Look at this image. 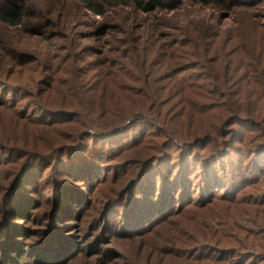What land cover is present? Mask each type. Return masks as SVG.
<instances>
[{
	"label": "trees",
	"instance_id": "obj_1",
	"mask_svg": "<svg viewBox=\"0 0 264 264\" xmlns=\"http://www.w3.org/2000/svg\"><path fill=\"white\" fill-rule=\"evenodd\" d=\"M11 1L14 0L0 4V24L17 28L22 24L24 11ZM204 1L77 0L98 16L104 15L105 10L122 7L132 13L138 10L175 11L185 5L209 2L222 9L228 8L225 0ZM235 1L246 7L231 12L236 24L233 29L224 31L212 29L203 21L194 23L200 42L197 48H194L195 39L190 37L185 44L186 50L177 49L185 46L181 45L178 32L180 36H191V32L189 27L186 31L174 27L172 22L175 20H164L157 27L149 23L139 25L133 30L131 19L124 27L128 37L124 44L129 45L127 42L131 40L134 45L141 43V48L134 46L132 52L119 56L120 64L111 49L96 47H92L98 51L96 61L85 62L91 56L87 54L80 65L77 61L69 66L62 63L60 57L53 59L54 52L49 49L45 53V60H48L45 64L40 63L44 57L42 52L26 57L17 49L10 50L13 63H8L9 70L3 69L4 63L0 68L5 72L4 77L0 76V113L8 119L0 121V208L5 217H23L20 220L24 224H28L34 215L42 217L41 221L33 222H42L41 226L46 227L30 231L28 236H38L30 245L42 246L51 242L48 238L54 225L70 216L75 200L72 194L75 193L63 192L76 187V183H83L84 187H98L97 194L101 189L98 184L117 180L111 171L114 165L109 170L110 175L99 163L91 162L96 167L88 170L87 185L88 175L69 172L77 166L72 151L80 145L77 156H85L83 154L89 148V153L99 151L102 154L105 144L113 150L114 145L126 140L124 136H128L127 140L130 136H139L133 128L140 122L151 124L152 121L155 126L164 128L156 136L163 139L167 152L161 150L160 143L149 148L129 143L126 149H117V157L122 160L135 156L129 159L128 165H118L129 167L130 173L110 190L104 209L114 207L118 219L121 212L122 217H127L131 211L124 213V196L131 195L127 208L133 210L135 217L125 223L130 224L125 230H114L107 221L103 243L107 245L112 240L137 246L133 258L130 257L131 264H139L142 252L141 256L147 260L154 256L181 259L180 256L186 255V261L183 260L186 264L187 261L188 264L193 261L203 264H245L248 260L247 264H258L256 259L264 261V253L246 251L242 243L244 238L234 240L236 249H225L221 244L229 240L220 237L222 234L217 235L221 220L219 208L224 202L246 206L256 217L264 216V198L260 197L264 195V23L258 21L261 15L252 11L257 4L264 5V0ZM102 7L108 8L103 10ZM161 26L173 28L177 31L176 36L161 33L158 29ZM153 31L159 38L151 35ZM112 32L113 29H106L103 36L111 38ZM68 36L66 34L64 38ZM71 38L75 42L74 34ZM100 38L97 35L95 42ZM170 46L176 49H170ZM158 54L168 56L171 61L169 73L173 71L162 79L154 70L153 60ZM100 57L102 64L98 60ZM201 66H208L215 74L204 77L189 74ZM55 119L61 121L52 122ZM244 126L249 131L244 132ZM19 128L22 134L18 133ZM50 134H53L52 140H35ZM246 134H249L248 139ZM23 136L31 137L32 141L26 142ZM97 145L100 146L98 150L95 149ZM55 161L64 162V173L59 169L53 173ZM40 169L46 176L42 181L38 179L41 185L28 183L27 175L37 177ZM247 189L251 193L258 192L253 198L257 200L254 203L245 202L244 191ZM137 199H148L154 206L143 211ZM36 204L35 209L31 208ZM62 208H67L68 215L62 213ZM110 216L114 219L112 214ZM174 217L178 224L170 231L168 239L162 241L167 248L159 250L157 246L145 243L159 222L168 221L169 225L175 222L170 221ZM103 218L106 221L108 217L103 215ZM4 222L0 219V227ZM261 234L264 241V233ZM9 240L14 245L11 237ZM24 244L28 245L27 241L20 246L25 247ZM251 246L262 250V244L256 241H251ZM8 249L3 254L4 264H14L10 254L18 249L14 246ZM75 250H78L76 254L64 251L63 259L61 253L56 254V259L61 260L56 264L72 263L80 253L79 247L73 246ZM94 253L103 255V250ZM203 253H209L211 257L199 260ZM65 257L68 258L64 261Z\"/></svg>",
	"mask_w": 264,
	"mask_h": 264
},
{
	"label": "rangeland",
	"instance_id": "obj_2",
	"mask_svg": "<svg viewBox=\"0 0 264 264\" xmlns=\"http://www.w3.org/2000/svg\"><path fill=\"white\" fill-rule=\"evenodd\" d=\"M205 1L209 2L208 0ZM225 1L228 4V8L225 9L217 7L215 4H211V2H209V4H201L197 6L185 5L184 7L175 11H169L168 9L166 11L160 12H145L138 10L137 13H132L130 12V9H126V7L115 8L114 10H105L108 7H102V9L105 10V14L98 16L88 11L87 8L77 2V0H14L11 2H14L13 4L16 6H21L23 8L24 16L22 24L17 28H6L0 24V68L4 63L5 66L3 69L9 70L8 63H13V55L10 51L11 49L19 50V53L24 54L26 57H30L34 54L36 55L38 52H42L44 53V57L40 61L41 64L48 62V60H45V53L49 49L54 52L53 59L60 57L62 59V63L65 62L66 66H69L70 63L76 64L77 61L79 62L78 65H80V61L83 60L84 56L87 54L91 56L87 58V60H84L85 62L93 59L96 61V55H98V51L92 50V47H96L99 50L111 49L113 57L117 60V63L120 64L122 63V60L118 58L119 56H124L126 52H132V47L134 46H139V48H141V43L134 45L131 40L127 42L129 45L126 46V44H124L128 40V37L124 34V27L127 26L128 20L131 19H133V21H131L133 30L139 27V25L145 26L149 23L153 27H157L158 23L164 20H175L172 22L174 27H178L179 29L185 31L186 28L189 27L191 32V36L188 34L185 36H180L181 34L178 32V37H181L180 39L182 41L181 45H185L186 41H188V39L191 37L195 39L193 42L194 48H197L200 42L198 40V34L193 27L195 22L203 21L212 29L219 28L224 31L231 30L236 26L231 12L242 10L246 6H240V4L235 0ZM2 2L9 3L10 0H0V4ZM233 2L235 4L231 5ZM256 6L257 7L252 11H257L261 15L259 16L258 21L260 23H264V5L257 4ZM94 27L97 28L93 30ZM106 29H113L111 38L103 36V33ZM158 29L161 31V33H167L172 35V37H175L177 34V31H175L173 28H166V26H161ZM66 34H69V36L64 38L66 37ZM72 34H74L75 42L71 38ZM97 35L101 37L99 42H95L94 40ZM151 35L153 37L159 38L156 31H153ZM170 49L176 48L170 46ZM177 49L186 50V45L184 47H178ZM167 57V55L160 56L158 54L153 60L155 65L154 70L157 72V75L160 76V79L173 73V71L169 73L171 61ZM100 59H102V57L98 58L102 64L103 61ZM241 73L242 72L240 71L239 74ZM189 74H198V77H204V75L207 76L215 74V71L210 70L208 66H201L199 70L196 72H189ZM0 76L4 77L5 72H1ZM43 89L44 88H42V90ZM7 120V117L0 113V121L6 122ZM59 121L61 120L55 119L52 122L55 123ZM151 124L154 126V128ZM151 124L140 122L133 128L136 133H139V136H130V140H127L128 136H124L123 139L126 140H122L119 145H114L116 147L113 150L108 149V144H105V147L101 145V147H103L101 150L104 152L102 154L99 153V151L96 153H89V148L88 151L83 154L85 156H77L80 145L78 148L76 145L77 143L74 145L77 150L72 151V154L76 156L74 157V160H76L77 166L75 167V170L71 169L69 172L73 173V175H75V172L76 174L84 173L83 175H88V170L90 168L93 169L96 167L94 164H91V162H97L103 166V168H106V173L109 172L111 175V171H113L114 174L112 175H114L115 180H117L115 182L108 181L107 183L101 185L93 183L92 185L94 186H101V189L97 194L95 193L98 187L96 189H93V187H84L81 185L83 183L76 182L75 183L79 186L77 185L69 191L63 192L75 193L72 194L75 195V200H73L74 204H71L73 211L69 213L70 216L68 219L65 218L64 220H58L57 224L54 225V230L50 232L51 237L48 238L51 242L42 246L30 245V243L38 238V236H28L31 233L30 231L44 229L46 227L41 226L42 222H38L37 224L33 222L36 219L41 221L42 217L39 215H34V217L29 220L28 224H24L22 220H20L23 217L18 219H16L17 217H5L2 213V209L0 208V219L5 221L4 225L0 227V264H4L6 262L3 254L6 253L7 250H10L8 249L10 246H14L18 249V252L10 254V258L11 260H14V264H16V262L18 264L61 263V260L56 259L55 255L61 253L60 258L63 259L62 253L64 251H72L74 254H76L78 250L73 251V246L79 247L80 253L76 255L72 263L64 264H131L130 257L133 258L138 247L135 245H129L127 242H119V244H121L120 246L117 242L112 240L110 244L105 245L103 243L104 240L102 234L107 221H109L114 226V230H125V226L130 225H126L125 223L135 217L133 210L127 208V206L130 204L132 196H124V213L127 214V212L131 211L127 214V217H122L121 212L118 219V217L114 214V207L107 208L108 210L104 208L107 203L106 198L110 195L108 194L110 190L116 188L119 183L130 173L129 167L121 168V166L118 165H122L123 163L124 165H128L131 161L129 159H132L135 156L132 155L129 159L122 160L120 157H117V149L124 147L126 149V147L129 146V143L130 145H136L135 147L142 146L146 148H149L156 143H160L161 150L167 152L163 139H161L159 136H156L159 135L160 132H163L164 128L162 130L161 126H155L152 121ZM7 129L10 131V128ZM173 130L174 128H172V131ZM151 131L153 132L151 133ZM247 131H249V128L244 126V132ZM18 133L22 134L21 128H19ZM52 136L53 134L43 135L35 138V140H52ZM248 137L249 134H246V139H248ZM23 139L29 143L32 141L31 137L23 136ZM172 144L174 143L172 142ZM97 146L98 147L95 146V149L98 150L100 146ZM87 156H89V158ZM14 159L15 158H13V160ZM100 159H102L103 162H101ZM243 159L244 158H242L241 161ZM63 165L64 162L59 163L58 161H55L53 164V173H55L58 169L64 173V171H66V167ZM56 166L58 167L55 168ZM116 166H118V168ZM69 167H72L70 162ZM111 168H113V170H111ZM38 172L39 174L37 177L33 176L32 174L27 175L28 183L34 182L39 183L38 185H41V181L46 178V176L42 174V169H40ZM89 177L90 176L88 175L86 180L87 185L89 182ZM38 179L41 181H38ZM91 190L94 192H91ZM236 193L237 192H235L233 195ZM244 195H246L244 197L246 203L250 204L257 201L256 199L253 200V198L258 195V192L251 193L247 189L244 191ZM260 197L264 198V195ZM94 198L96 200H94ZM138 201L140 202L139 204L143 206L141 207L143 211L147 210L148 208L151 209L154 206L148 199H142ZM120 203L122 205V201ZM37 206L38 204L31 208L35 209ZM247 209L248 208H246V206L241 207L240 205H234V203H231V201L224 202L220 205L219 214L221 220L218 226L215 225L217 226L218 230L217 235L222 234L220 237L225 236L229 240V242L224 241L221 244V248L236 249L234 240H240L244 238L242 243L245 244L244 247L246 248V251L252 254L264 253V241L261 234L264 233V216L262 218L256 217ZM34 211L35 210H32V212ZM61 211L62 213L68 215L67 208H62ZM35 213L37 212L35 211ZM111 214L113 215L114 219L111 218ZM103 215L108 217L106 218V221H104ZM170 221L175 222L169 225L168 221H164L162 223L159 222L160 224L158 223V225L155 227V232L150 235L149 239H147L145 243L147 245L157 246L159 250L167 248L168 246L163 245L162 241L168 239L170 231L173 230L178 224V219L175 217ZM21 235L24 237H17ZM10 237L12 238L14 245L9 240ZM24 241H27L28 245L24 244L25 247L20 246V244ZM251 241H256V243L262 244V250L256 249L258 246L252 247ZM101 250H103L104 257L102 253H94L97 251L101 252ZM143 253L144 252L140 254L139 264H186L183 261L185 260L186 255L180 256L181 259H163L161 257L154 256L147 260L145 257L141 256ZM83 255L86 256L83 257ZM200 255L201 259L199 260H204L208 257H211V254L209 253H203ZM67 258L68 257H65L64 261ZM105 259L108 261L105 262ZM229 260L230 258L227 261ZM253 260L252 263L255 261ZM249 261L250 260H248L245 264H247ZM256 261L259 262L258 264H264V261L260 262L258 259H256ZM189 264H203V262L200 261V263H198L193 261ZM249 264H251V262Z\"/></svg>",
	"mask_w": 264,
	"mask_h": 264
}]
</instances>
